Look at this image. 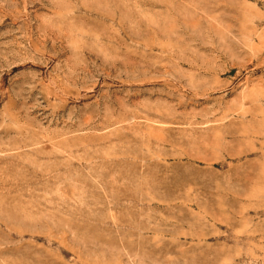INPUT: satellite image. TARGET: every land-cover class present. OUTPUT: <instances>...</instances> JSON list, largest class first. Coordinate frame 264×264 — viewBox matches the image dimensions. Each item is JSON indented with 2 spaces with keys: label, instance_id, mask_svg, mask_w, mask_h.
<instances>
[{
  "label": "rangeland",
  "instance_id": "374dc122",
  "mask_svg": "<svg viewBox=\"0 0 264 264\" xmlns=\"http://www.w3.org/2000/svg\"><path fill=\"white\" fill-rule=\"evenodd\" d=\"M0 264H264V0H0Z\"/></svg>",
  "mask_w": 264,
  "mask_h": 264
}]
</instances>
